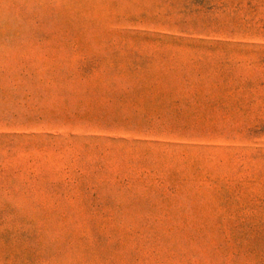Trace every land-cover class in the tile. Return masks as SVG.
<instances>
[{
    "label": "rangeland",
    "instance_id": "rangeland-1",
    "mask_svg": "<svg viewBox=\"0 0 264 264\" xmlns=\"http://www.w3.org/2000/svg\"><path fill=\"white\" fill-rule=\"evenodd\" d=\"M0 264H264V0H0Z\"/></svg>",
    "mask_w": 264,
    "mask_h": 264
}]
</instances>
